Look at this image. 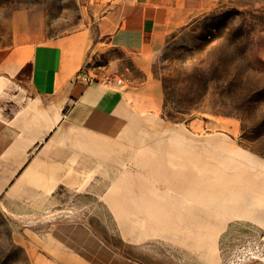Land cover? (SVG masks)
I'll return each mask as SVG.
<instances>
[{
    "label": "rangeland",
    "instance_id": "374dc122",
    "mask_svg": "<svg viewBox=\"0 0 264 264\" xmlns=\"http://www.w3.org/2000/svg\"><path fill=\"white\" fill-rule=\"evenodd\" d=\"M90 5L92 0H0V45L26 34L52 38L82 27L91 17ZM190 5L195 12L170 29L146 69L132 66L123 51L113 52L135 76L158 79L166 117L188 123L187 166L181 160L190 172L187 188L171 187L180 182L177 175L172 183L165 175H149L158 198L180 203L173 206V222L138 221L134 215L117 221L101 205L114 190L58 189L50 203L38 206L14 204L18 200L1 191L0 264H49L47 258L86 264L58 254L69 242L59 235L63 224L93 227L110 248L121 244L127 256L148 264H264V0H190ZM107 58L96 63L106 64ZM119 192L138 196L131 189ZM181 208H200L202 217L181 220L175 216ZM163 209L157 206V213ZM195 225L200 229L193 230ZM68 231L77 239L86 236L78 227ZM122 235L140 238L127 244Z\"/></svg>",
    "mask_w": 264,
    "mask_h": 264
},
{
    "label": "crops",
    "instance_id": "0c3cea01",
    "mask_svg": "<svg viewBox=\"0 0 264 264\" xmlns=\"http://www.w3.org/2000/svg\"><path fill=\"white\" fill-rule=\"evenodd\" d=\"M195 10L190 0H92L82 27L52 38L26 34L0 45V192L18 200L11 204L44 205L58 189L114 190L101 205L117 221L134 215L138 221L173 222V206L180 203L158 198L149 175H165L171 183L177 175L180 182L171 187L187 188L190 172L181 160L187 166L188 123L166 117L158 79L135 76L113 52L123 51L132 66L146 69L153 49ZM105 55L107 63L97 64ZM86 63L95 76L90 83L76 79ZM130 189L138 196L119 192ZM157 206L164 207L159 214ZM199 211L181 208L175 216L199 222ZM77 227L86 232L83 239L68 231ZM59 232L69 241L58 252L62 258L66 253L86 264H148L127 256L121 244L110 248L86 224H63ZM120 238L129 244L140 236Z\"/></svg>",
    "mask_w": 264,
    "mask_h": 264
},
{
    "label": "built area",
    "instance_id": "2783aa9c",
    "mask_svg": "<svg viewBox=\"0 0 264 264\" xmlns=\"http://www.w3.org/2000/svg\"><path fill=\"white\" fill-rule=\"evenodd\" d=\"M94 74L91 73L89 63L84 64L77 72L76 79L87 83L94 81ZM108 80V79H107Z\"/></svg>",
    "mask_w": 264,
    "mask_h": 264
}]
</instances>
